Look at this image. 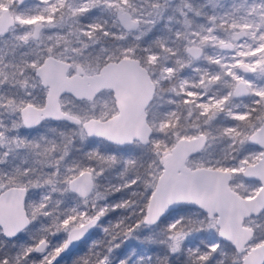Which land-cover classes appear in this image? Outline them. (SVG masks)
<instances>
[{"label": "snow or ice", "instance_id": "1", "mask_svg": "<svg viewBox=\"0 0 264 264\" xmlns=\"http://www.w3.org/2000/svg\"><path fill=\"white\" fill-rule=\"evenodd\" d=\"M0 264H264V0H0Z\"/></svg>", "mask_w": 264, "mask_h": 264}]
</instances>
